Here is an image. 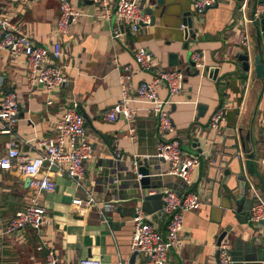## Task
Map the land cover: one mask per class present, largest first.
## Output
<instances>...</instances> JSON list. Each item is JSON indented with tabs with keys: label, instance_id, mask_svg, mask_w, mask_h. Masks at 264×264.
Here are the masks:
<instances>
[{
	"label": "crops",
	"instance_id": "crops-1",
	"mask_svg": "<svg viewBox=\"0 0 264 264\" xmlns=\"http://www.w3.org/2000/svg\"><path fill=\"white\" fill-rule=\"evenodd\" d=\"M85 1L70 0L81 15L61 39L62 64L68 79L51 96L52 103H47L49 95L41 88L30 90L23 58L3 49H0V100L8 90H14L18 96L20 112L13 139L19 151L27 155L41 149L38 142L52 134L54 121L74 102L77 104L85 121L89 120L86 126L92 157L84 162V184L96 204L79 212L71 201L75 197L84 198V190L76 187L58 167L45 163L39 175L51 176L55 184L53 192H44L41 196L51 222L42 226L39 234L30 227L18 233H3L8 220L23 209L30 195V178L17 168H0V264H45V252L35 248L41 237L52 243L59 259L57 264H77L86 257L99 258L102 264L119 261L130 264L131 219L135 208L141 206L139 181L131 167L133 158H144L150 166L151 187L142 190L144 194L169 188L178 193L194 190L201 198L198 209L184 212L180 234L184 244L169 250L167 264H215L217 235L229 224L232 230L225 238L229 246L228 237L239 236L251 240V244L264 237L261 224L254 223L251 228L249 224L238 223L224 207L223 193L217 196L212 189V166L203 155H199L200 165L191 174L190 186L167 173L168 164L154 156L157 118L150 110L151 104L140 101L136 93L139 83L150 81L159 70L178 68L169 66L170 53H178L184 59L187 51L198 52L199 74L185 76L182 89L170 97L173 134L185 151L194 149L191 145L194 136L210 139L217 133H231L232 129L249 134L254 142L248 147L254 154L256 174H249L243 159L244 174L248 187L252 185L264 198V167L259 164L264 147V129L260 123L264 115V79L255 77L252 65L248 73L243 72L236 59L243 50L240 41L245 31L249 33L252 47L254 35L248 21L249 12L245 10L241 17L237 0H217L218 5L208 8L201 16L192 14L195 37H188L187 48H183L186 42L181 27L183 13L192 10L193 0H164L163 11L156 0H148L145 8L152 9L153 24L130 31L121 40L112 37L115 16L109 20L98 19L96 3ZM6 4L13 10V22L32 35L36 44L51 46L59 39L54 31L59 0H32L20 11L15 10L13 0H0V6ZM258 7L262 9V5ZM138 47L153 52L154 65L150 70L140 69L135 62L133 52ZM127 65L131 67L126 72L130 96L127 104L136 114L131 121L123 118L107 121L102 114L120 98V75ZM209 66L219 68L217 80L208 78ZM157 93L163 100L169 98L166 84ZM219 108L223 119L214 130L209 127V118ZM130 128L134 130L133 138L129 136ZM10 138L9 134L0 133V155ZM114 174L119 179L116 185L112 182ZM230 180L233 182L234 176ZM251 195L252 200H257L252 192ZM158 202L152 200L151 204ZM148 220L165 232V215L155 210L148 213ZM134 264H145L143 256L137 254Z\"/></svg>",
	"mask_w": 264,
	"mask_h": 264
},
{
	"label": "built area",
	"instance_id": "built-area-1",
	"mask_svg": "<svg viewBox=\"0 0 264 264\" xmlns=\"http://www.w3.org/2000/svg\"><path fill=\"white\" fill-rule=\"evenodd\" d=\"M16 2V11H20L32 0H13ZM97 5L96 17L109 20L113 16L116 23L112 26V37L123 39L128 32H136L143 25L150 23V15L145 10L148 0H92ZM217 0H193L192 11L194 16H201L206 7L214 4ZM257 6L253 12V18L260 13ZM13 10L10 5L0 6V49L6 50L10 55L22 57L25 62L26 79L30 90L41 88L49 95L48 104L52 103L51 96L67 81L62 64L63 50L61 39L69 31L71 24L78 19L81 11L70 0H59V14L55 23L54 31L58 36L51 46L36 44L32 35L23 31L12 19ZM250 21V19L248 20ZM184 24L181 25L184 28ZM243 49L250 48V36L248 31L241 37ZM133 58L142 70H150L154 65V54L151 50L138 47L133 52ZM191 59L196 67L200 66V54L196 51L191 53ZM124 73L120 75L121 94L118 101L107 108L102 116L107 121H116L123 118L131 121L136 111L130 108L127 102L130 99L127 80L130 65L124 66ZM183 72L178 69L159 70L150 81H142L136 89L140 101L149 102L150 110L157 118L156 152L154 156L161 162L168 164L167 173L182 179L187 185L192 184L191 174L197 170L200 164L199 155L185 152L181 143L174 136V126L170 115V97L178 93L183 86ZM166 84L169 98L161 99L157 89ZM18 96L14 90L3 93L0 100V133H7L11 138L5 142L4 153L0 155V168H17L29 176L28 187L30 195L21 211L8 220L2 232L6 234L18 233L27 227L33 228L39 234L42 226L49 224L46 207L41 196L44 192H53L55 184L51 176H40L39 171L47 163L58 167L71 178L76 187L84 190L85 197L72 199L71 203L79 212H84L90 205L96 204L94 197L85 188L84 162L92 157V149L88 137V129L84 116L78 111L74 102L54 121L52 134L42 138L38 145L41 147L35 154L27 155L19 151L15 136V126L19 120ZM223 119V111L217 109L209 118V127L218 129ZM264 129V115L260 120ZM133 128L129 129V136L133 138ZM115 155V154H114ZM119 154L116 153V156ZM148 158V156H146ZM138 161L133 158L131 167L140 180ZM64 164L65 167L60 166ZM259 164L264 167V147ZM118 175L112 177V182L118 183ZM250 192L257 200H253L250 209V220L257 223L264 219V198L260 197L254 187L250 185ZM162 205L157 210L167 217V226L164 233L157 229L149 220L148 213L141 206H137L132 216L131 251L137 252L144 257L145 264H167L170 249L180 248L184 244L180 236L183 229L184 212L196 210L201 206L200 195L194 190L178 193L169 188L160 190ZM37 251L45 252V264H57L58 257L52 243L40 238L36 245ZM219 249V263L232 264L230 246L222 239L216 246ZM77 264H102L99 258L86 257L78 260ZM118 264H123L121 261Z\"/></svg>",
	"mask_w": 264,
	"mask_h": 264
},
{
	"label": "water",
	"instance_id": "water-1",
	"mask_svg": "<svg viewBox=\"0 0 264 264\" xmlns=\"http://www.w3.org/2000/svg\"><path fill=\"white\" fill-rule=\"evenodd\" d=\"M79 3L81 0H78ZM86 2L85 0H83ZM239 3L238 9L241 10V17L246 10L249 12L250 24L253 30L254 39L252 41L251 49H243L237 56V64L241 67L243 72L248 73L250 65L253 67V73L256 78L264 79V0H237ZM92 3V0H89ZM157 5L165 9L164 0H156ZM218 2L206 7L203 13L211 7H216ZM258 5H262L259 15L253 18V12ZM145 10L150 15V23L154 22V15L151 8L147 7ZM192 10L183 13V28L184 40L183 48H187L188 37H195L192 29L193 19ZM252 57V58H251ZM169 66L178 67V70L183 72L185 76H196L199 74V68L196 67L195 61L191 59V52L187 51L185 58H179L178 53H170ZM219 68L217 66H209L206 68L209 79L217 80ZM87 122L89 120L86 118ZM85 121V124H87ZM249 143L254 145L252 137L248 134H243L241 130L232 129L231 133H217L211 137L194 136L192 147L194 149L185 152L203 155L212 166V189L214 193L221 196L226 203L227 210L233 214L234 219L238 223L249 224L251 228L254 226L250 220V209L253 203L250 186L248 187L247 178L244 174L243 159L246 160V166L250 175L256 174L254 154L249 151ZM184 149V148H182ZM200 165V164H199ZM138 172L142 175L138 185V197L141 198V207L147 213L158 210L161 205V193L144 194L142 190L149 189L150 185V166L146 159L138 161ZM234 176L233 182L230 178ZM218 179V180H216ZM152 200H158V204H151ZM264 227V219L257 222ZM232 230L229 224L225 226L224 230L217 235L216 245L220 244L222 239L227 237V234ZM230 243V256L232 264H263L264 262V237L260 236L258 241L251 244V240H244L239 236L227 238ZM138 253L132 252L129 263L134 264L135 257ZM140 255V254H139ZM142 256V255H141ZM144 258V257H143ZM215 264L219 263V249L215 252Z\"/></svg>",
	"mask_w": 264,
	"mask_h": 264
},
{
	"label": "trees",
	"instance_id": "trees-1",
	"mask_svg": "<svg viewBox=\"0 0 264 264\" xmlns=\"http://www.w3.org/2000/svg\"><path fill=\"white\" fill-rule=\"evenodd\" d=\"M241 79H242V80H244L245 78H244V77H242Z\"/></svg>",
	"mask_w": 264,
	"mask_h": 264
},
{
	"label": "rangeland",
	"instance_id": "rangeland-1",
	"mask_svg": "<svg viewBox=\"0 0 264 264\" xmlns=\"http://www.w3.org/2000/svg\"><path fill=\"white\" fill-rule=\"evenodd\" d=\"M169 109H170V106H169Z\"/></svg>",
	"mask_w": 264,
	"mask_h": 264
}]
</instances>
